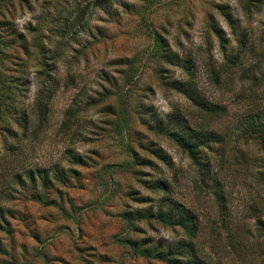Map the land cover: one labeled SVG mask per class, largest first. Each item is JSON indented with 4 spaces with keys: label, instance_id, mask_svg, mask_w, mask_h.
<instances>
[{
    "label": "rangeland",
    "instance_id": "374dc122",
    "mask_svg": "<svg viewBox=\"0 0 264 264\" xmlns=\"http://www.w3.org/2000/svg\"><path fill=\"white\" fill-rule=\"evenodd\" d=\"M227 16L245 33L247 50L240 54L238 78L223 76L216 86L211 71L225 62V52L215 32L222 29L228 38L227 53L235 54L240 46ZM67 17L70 37L53 70L60 83L48 119L38 128L32 121L34 100L44 81L37 73V47L54 48L60 40L57 30ZM9 28L23 34L27 54L19 44L8 43ZM156 33L183 60L188 58L200 94L225 107L227 116L203 121L190 100L162 86V74L173 81L188 77L179 68L158 65ZM0 43V111L9 114L10 104L19 112L26 110L32 131L22 136L18 159L6 160V165H25L27 156L29 162L45 167L65 166L67 150L85 161L69 183L47 190L55 205L33 200L30 189L20 186L11 197L2 195L0 204L11 213L0 226V264H167L134 256L121 242L145 236L157 245L181 234L144 221L139 223L144 232H134L123 219L126 211L156 209L161 191L152 187L157 179L169 184L173 199L198 213L202 224L198 244L213 261L264 264V236L253 226L256 219L264 218V176L259 168L264 148L253 138L237 140L234 132L226 157L243 149L257 160L248 165L230 158L218 166L231 219L242 223L252 244L246 253L243 250L242 259L232 258L221 245L226 233L217 195L196 188V171L187 155L150 124V111L161 116L176 112L193 126L219 131L248 113L264 112V0H0ZM241 73L256 74L261 81L253 83ZM2 119L15 126L14 116ZM65 121L70 130L61 128ZM3 133L0 155L7 158ZM150 144L162 148L172 166L158 162L148 151ZM129 150L152 164L132 165ZM6 187L1 181L0 193Z\"/></svg>",
    "mask_w": 264,
    "mask_h": 264
},
{
    "label": "trees",
    "instance_id": "16d2710c",
    "mask_svg": "<svg viewBox=\"0 0 264 264\" xmlns=\"http://www.w3.org/2000/svg\"><path fill=\"white\" fill-rule=\"evenodd\" d=\"M228 26L231 29L233 35H237L238 43L240 46L238 51L234 53H227L228 38L225 37L223 30L215 32L218 37L219 45L222 51L225 52V62L222 66L215 71H211L213 83L219 86L223 82V76H231L230 80L237 79L238 69L240 67V54L247 50V43L245 33L241 30L239 24L237 25L230 16L226 17ZM3 23V20H1ZM71 22L69 17L65 18L61 27L58 28L59 42L56 43L54 48L49 45H38L39 56L38 58V70L37 73L44 83L41 85L38 94L34 100L35 115L32 119L38 128L44 126L48 119L50 111V102L54 96L55 88L58 87L60 79L56 78L55 62L61 57V48L63 43L68 37H70ZM10 29V28H9ZM9 41L11 45L19 44L25 53H28L29 48L25 43L23 34L16 28H11L9 31ZM157 42V55L158 60L161 61L158 65L172 66L181 69L188 77L184 81H173L168 79L164 74L161 75V84L163 87L172 89L173 91L183 95L191 104L195 107L196 113L203 121H216L227 116V109L214 102L208 101L200 94L195 85L192 68L187 65V60H183L180 54L176 51H172L168 42L164 40L162 35L156 33ZM247 41V40H246ZM25 44V47H24ZM1 45V43H0ZM158 68V71L162 72L164 69ZM243 78L246 73H241ZM252 82L261 81L256 74L250 76ZM246 79V78H245ZM3 97L0 96V106L2 104ZM10 108L9 117L14 116L15 126H12L2 119L7 116L0 111V133L4 132V146L7 151V158L0 155V182H5L7 187L0 193V200L4 197L2 195L10 194L13 196V191L16 192V186L22 188H29L31 198L46 205H55V199L50 198L47 195L48 189H54L55 185H65L70 182L72 177L79 175L77 173V166H84L85 161L81 155L67 150L65 152L66 165H60L58 163L49 165L47 167L38 165L37 163L29 162L27 156L26 164L16 167L6 165V160L10 162L18 159L21 154L20 144L22 136L32 133L31 131V116L26 110L19 112L17 107L13 104L8 106ZM9 111V109H5ZM12 111V112H11ZM152 116L151 128L158 134L168 137L182 152L187 155L191 165L196 171L195 182L196 188H203L209 193V190L214 192L219 199L218 214L222 221V232L226 233V239L222 242V248L227 251L229 257L243 258L242 252L249 246H252L251 242L247 239L246 234L243 233L245 229L241 226L242 223H234L229 213V207L227 198L224 191V183L220 177V169L218 166L223 165L228 159L235 158L240 162L246 164H252L257 158L248 151L243 149H235L232 151L229 158L226 157L229 139L234 132L237 134V140L239 137H248L256 139L259 142L260 147L264 148V112L248 113L244 118H239L236 123L225 127L223 130L215 131L214 129H207L202 127L203 125L191 124L187 118L182 117L179 113L172 112L167 116H161L150 111ZM12 114V115H10ZM146 114V113H144ZM147 115V114H146ZM69 121V119H68ZM65 121L62 124V129L70 130V125ZM204 124V123H202ZM234 126V127H233ZM234 128V129H233ZM11 139V140H10ZM10 140V141H9ZM9 141V142H8ZM9 144V147L6 144ZM148 151L156 157L158 162L170 167L172 161L168 154L154 144H150ZM132 165L136 166H150V160L140 159L137 152L129 150ZM218 155V159L214 155ZM9 158V159H8ZM14 161V162H15ZM9 168V169H7ZM259 168L262 170L260 173L264 176V158L259 161ZM264 180V178H262ZM155 187L152 190L161 191V198L158 202L156 209L149 207L147 209L138 208L135 212L126 211L123 214V219L132 228V231L143 233L144 230L139 226L140 222H147L150 225L154 222L164 224L174 231H178L181 234L177 239L163 241L161 239L157 245H155L151 239L147 237L141 238H127L121 240V242L127 246L134 256L155 259L163 261L167 264H222L221 260L212 259L211 255L203 253L202 248L199 247L198 239L202 233V224L200 216L191 207L184 203H181L171 197V191L169 184L166 181L157 179L154 181ZM10 183L11 188L8 187ZM6 190V191H5ZM9 200L8 197H6ZM139 202V201H138ZM253 208V207H248ZM11 213V209L0 204V226L1 222H5L6 215ZM234 223V224H233ZM255 230L259 233V236H264V218H258L253 224Z\"/></svg>",
    "mask_w": 264,
    "mask_h": 264
}]
</instances>
